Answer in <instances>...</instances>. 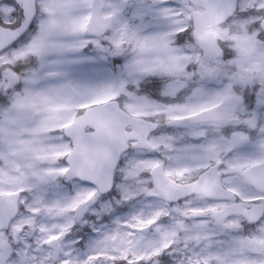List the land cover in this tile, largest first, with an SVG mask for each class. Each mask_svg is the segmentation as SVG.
<instances>
[{"label": "snow or ice", "instance_id": "6c2138e0", "mask_svg": "<svg viewBox=\"0 0 264 264\" xmlns=\"http://www.w3.org/2000/svg\"><path fill=\"white\" fill-rule=\"evenodd\" d=\"M0 264H264V0H0Z\"/></svg>", "mask_w": 264, "mask_h": 264}]
</instances>
